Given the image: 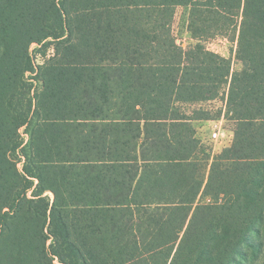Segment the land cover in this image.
I'll return each mask as SVG.
<instances>
[{
  "label": "trees",
  "instance_id": "1",
  "mask_svg": "<svg viewBox=\"0 0 264 264\" xmlns=\"http://www.w3.org/2000/svg\"><path fill=\"white\" fill-rule=\"evenodd\" d=\"M227 85L204 186L189 107ZM263 209L264 0H0V264H247Z\"/></svg>",
  "mask_w": 264,
  "mask_h": 264
},
{
  "label": "rangeland",
  "instance_id": "2",
  "mask_svg": "<svg viewBox=\"0 0 264 264\" xmlns=\"http://www.w3.org/2000/svg\"><path fill=\"white\" fill-rule=\"evenodd\" d=\"M188 9L179 7L177 9L174 20V33L177 37L178 43L184 46L194 44L196 41L192 37L191 32L188 30ZM207 45L215 51L222 53L223 55L232 59L233 70L241 68V63L236 58V44L228 39L218 38L216 40L209 41ZM37 44H33L31 47L32 53H36ZM229 91V85L222 90L220 96L216 99L201 103L193 104L189 109L194 112L195 117H201L200 119L193 121L194 128L196 130L197 138L200 139L201 149L196 154V160L199 164L200 177L204 182V186L208 181L211 164L215 156L219 155L226 148L231 147L234 140L235 122L228 119L227 111V93ZM218 126L221 129L222 141H213L209 136L213 129ZM231 137V139H230ZM27 138V136H26ZM22 167V163L19 164ZM212 199L206 197L202 192L198 198V201L210 202ZM248 220L255 221L256 231H251L248 228L249 241L244 246L247 257V264H264V209L258 211L256 214L249 213Z\"/></svg>",
  "mask_w": 264,
  "mask_h": 264
},
{
  "label": "built area",
  "instance_id": "3",
  "mask_svg": "<svg viewBox=\"0 0 264 264\" xmlns=\"http://www.w3.org/2000/svg\"><path fill=\"white\" fill-rule=\"evenodd\" d=\"M221 129H220V127H218V126H216L214 129H213V131H212V133H211V135L209 136L214 142L215 141H222V137H221ZM230 139H231V137H230Z\"/></svg>",
  "mask_w": 264,
  "mask_h": 264
}]
</instances>
